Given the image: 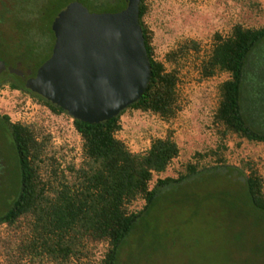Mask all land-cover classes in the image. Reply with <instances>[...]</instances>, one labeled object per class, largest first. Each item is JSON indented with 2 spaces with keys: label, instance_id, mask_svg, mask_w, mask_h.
Masks as SVG:
<instances>
[{
  "label": "rangeland",
  "instance_id": "374dc122",
  "mask_svg": "<svg viewBox=\"0 0 264 264\" xmlns=\"http://www.w3.org/2000/svg\"><path fill=\"white\" fill-rule=\"evenodd\" d=\"M70 0H0V43L7 51L18 48V70L35 72L50 54L53 38L48 22L55 9ZM90 13H113L115 0H85ZM144 22L152 32V52L166 71L175 70L179 111L169 121L126 109L119 117L116 138L132 152L148 148L153 138L169 136L178 155L163 173L153 175L149 188L164 178H177L186 164L209 166L213 160H197L216 146L210 120L216 106L217 85L226 78L199 75L215 33L226 35L240 23L246 27L264 25V0H150ZM194 43L197 51L189 47ZM186 45L175 62L166 55ZM0 111L11 122L33 125L47 140V149L59 161L79 156V137L71 118L54 114L27 93L0 94ZM226 140L224 165L234 169L203 170L168 184L143 209L137 201L130 208L141 213L117 251L114 264H264V213L252 208L241 186L249 168L263 182L264 143ZM238 143V145H237ZM6 169L0 176V210L15 192L18 173L10 152L11 142L0 140ZM8 229L0 226V236ZM105 244L91 247L88 259L79 264H99ZM3 261L0 258V264Z\"/></svg>",
  "mask_w": 264,
  "mask_h": 264
},
{
  "label": "trees",
  "instance_id": "16d2710c",
  "mask_svg": "<svg viewBox=\"0 0 264 264\" xmlns=\"http://www.w3.org/2000/svg\"><path fill=\"white\" fill-rule=\"evenodd\" d=\"M71 1L88 5L85 0L66 1L57 6L53 16ZM149 1L139 0L138 5V24L150 65L149 80L142 96L126 109L169 121L179 111L177 76L175 70L166 71L153 57L152 32L144 22ZM115 5L119 7L113 12L120 11L125 0H115L112 6ZM189 47L197 51L194 43ZM183 49L186 45L169 52L168 62H175ZM218 74L226 78L216 87V106L210 120L216 146L195 157L213 160V164L188 163L183 174L175 179H159L151 189L152 176L166 170L177 157L178 148L166 136L153 138L143 151H130L116 138L121 127L119 117L126 109L98 124L71 120L79 137L80 153L68 162L59 161L48 151L47 140L33 125L8 124L18 181L16 193L0 210V226L8 229L6 235L0 236L1 264H79L98 244L106 245L99 264H114L118 248L142 212L131 210L135 202L143 201V209L147 208L168 184L203 170L233 172L224 165L222 156L227 139L264 143V25L246 27L235 23L226 35H213L199 65V75L208 79ZM18 90L52 113L65 114L24 89L20 78ZM262 184L257 172L249 168L241 186L248 204L264 213Z\"/></svg>",
  "mask_w": 264,
  "mask_h": 264
},
{
  "label": "water",
  "instance_id": "95a60500",
  "mask_svg": "<svg viewBox=\"0 0 264 264\" xmlns=\"http://www.w3.org/2000/svg\"><path fill=\"white\" fill-rule=\"evenodd\" d=\"M138 5L125 0L120 11L90 13L77 1L66 4L49 26L50 54L24 80V89L87 124L105 122L135 103L150 73Z\"/></svg>",
  "mask_w": 264,
  "mask_h": 264
},
{
  "label": "flooded vegetation",
  "instance_id": "af4514ba",
  "mask_svg": "<svg viewBox=\"0 0 264 264\" xmlns=\"http://www.w3.org/2000/svg\"><path fill=\"white\" fill-rule=\"evenodd\" d=\"M3 43H0V94L3 93H10V94H16V97H18V48H16L15 51H7L4 46H2ZM10 69V70H9ZM34 73L31 72H24L23 71V77L20 79L24 83V80L33 77ZM16 123V122H15ZM8 124H14V122H11L8 119V116L6 113L0 111V140L7 141L8 140ZM10 152L12 153V150L10 148ZM2 148H0V176L2 173L5 172L3 169L5 168L7 171V168L4 165V159L2 155ZM12 160L14 164V155L12 153ZM17 189V188H16ZM15 192L11 195L13 196L16 193ZM2 208V207H0Z\"/></svg>",
  "mask_w": 264,
  "mask_h": 264
}]
</instances>
